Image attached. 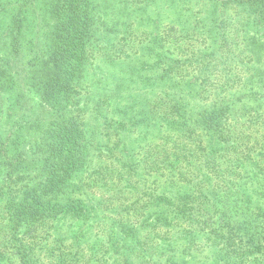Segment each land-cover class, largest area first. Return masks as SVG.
<instances>
[{"label": "trees", "instance_id": "16d2710c", "mask_svg": "<svg viewBox=\"0 0 264 264\" xmlns=\"http://www.w3.org/2000/svg\"><path fill=\"white\" fill-rule=\"evenodd\" d=\"M35 1L21 0L11 14L6 33L15 51L23 13ZM203 2V21L198 27L190 25L189 31L214 40L209 46L220 55L226 52L220 61L214 51H198L204 58L215 56L224 65V84L210 92L221 100L201 110L189 125L187 114L185 117L182 113L184 98L167 93L171 108L156 117L171 118L183 131L182 140L174 149L155 151L156 163L150 161L151 170L170 180H165L161 189L160 177L151 175L146 182L151 180L156 187L149 190H158L151 194L125 196L123 189L129 191L133 176L114 173V169L128 161L122 136L124 140L130 136L114 133L118 135L113 152L116 160L94 171L99 176L91 188L100 199L86 210L83 200L71 195L68 187L90 161L91 145L80 120L83 106L74 97L78 89L87 86L89 77V59L96 40L93 7L89 0L47 1L52 21L49 45L44 52L34 54L36 62L31 67L37 69L30 71L27 82L38 92L40 105L46 107L47 124L44 127L26 121L22 131L13 132L5 140L0 138V264H47L38 245L45 233L44 222L58 218L86 220L82 218L89 215L94 219L90 229L103 223L108 229L99 238L102 255L109 254L101 264H264V229L258 231L260 223L263 226L259 218H264V0ZM214 66L209 64L198 80L214 83ZM1 77L0 73V86L4 83ZM143 86L158 89L155 82ZM186 86L191 97L207 92L202 85ZM28 135L36 138L28 141ZM144 136L149 140V133ZM185 138L189 139L186 150L181 147ZM160 142L163 146L173 143L171 133H165ZM125 165L138 175L137 164ZM181 223L191 231L198 229L202 239L183 244L181 250L171 243L162 245L161 232ZM89 232L91 239L93 234ZM148 238L152 245L145 246ZM119 241L121 255H117ZM207 248L215 252L209 263L197 256ZM75 251L69 255L77 262L67 264H82L83 254Z\"/></svg>", "mask_w": 264, "mask_h": 264}, {"label": "rangeland", "instance_id": "374dc122", "mask_svg": "<svg viewBox=\"0 0 264 264\" xmlns=\"http://www.w3.org/2000/svg\"><path fill=\"white\" fill-rule=\"evenodd\" d=\"M47 1L36 0L31 7H26L15 51L10 46L6 28L11 14L21 0H0V73L4 82L2 83L4 86H0L1 140H5L19 129L22 131L26 121H35L44 127L48 121V115L43 110L46 107L40 105L38 92L27 85L30 71L37 69V66L31 67V64L36 62L33 59L34 54L44 52L49 45L52 21L47 12ZM89 1L90 8L93 7L91 15L93 20L95 19L93 26L96 28L94 34L96 40L93 42L89 59L87 86L77 90L74 100L80 104L79 106H83L80 120L83 121L81 127L88 136L89 147L91 145L90 161L86 169L73 177L68 187L71 195L83 200V204L87 206L86 210L100 199L95 188H91L92 182L96 183L94 179L99 176L94 171L100 169L101 165L108 167L110 162L116 160L113 152L117 147L118 135L114 133L120 132L121 136H130L125 140L122 136L124 154L126 152L128 161L114 169V173L119 171L124 175L129 173L133 176L129 191L123 189L125 196L140 197L141 193L151 194L158 191L149 190L156 185L151 180L149 183L146 182L151 175L155 177L158 175L155 169L151 170L150 161L156 163L155 151L177 147L182 140L183 131L180 132L171 118L163 120L165 116L159 118L156 115L157 113L164 115V112L171 108L166 96L169 92L184 98L182 113L185 117L187 114L189 125H192V121L201 110H206L210 105L220 101L221 98L210 95V92L216 85H223L225 82L221 79L225 74L224 65L219 63L224 60L226 53L220 55V52L209 46L214 40L210 38L205 40V35L200 37L189 31L190 25L195 24L198 27L199 21H203L206 8L203 0ZM228 46L230 47V41ZM200 49H204L207 54L214 51L221 60L211 54L204 58L198 53ZM209 64H215L214 83L209 80H198L199 76L203 78L202 73ZM145 82H155L160 90L153 91L143 86ZM186 84L202 85L207 92L201 97H191L186 91ZM231 84L235 87L238 85L235 82ZM71 104L70 102L68 108ZM140 117L142 118L139 119ZM146 119L147 122H142ZM153 126L155 127L152 128ZM193 131L194 129L190 131L191 137ZM128 132L130 133L127 134ZM167 132L171 133L174 142L163 146L160 139ZM144 133H149V140L145 141ZM34 136L28 135L26 140L31 141L36 138ZM188 141L189 139L186 141L185 138L184 144L181 145L184 150ZM127 162L134 166L137 164L138 175L125 165ZM1 179L2 174L0 181ZM165 180L169 181L170 178L160 177L161 189ZM190 191L192 193V189ZM176 203H180V200L177 199ZM82 219L86 220L68 221L67 218H58L44 222L45 233L40 236L38 245L43 249L41 254L47 264H58L59 260L65 259L63 264L77 262L69 255L75 250H79L78 254H83L80 260L82 264H101L108 259L109 254L102 255L103 250L99 244L101 241L99 238L105 231L108 232L107 226L103 223L90 229L94 221L92 215ZM259 219L263 221V226L260 223L261 228H258V231H261L264 229V218ZM179 225L181 226H171L169 232H161L159 238L163 242L162 245L171 243V247L181 250L183 244L186 243L187 246L188 243L194 244L195 241L202 239L198 229L191 231L185 223ZM89 231L93 234L91 239ZM127 235L130 234L123 233V236ZM192 238L195 240L189 241ZM133 241L136 245L135 240ZM152 242L149 238L145 239V246L152 245ZM54 245L59 248L54 249ZM82 246H85V251L82 250ZM121 246L119 241L117 255L123 252ZM61 248L66 250L62 251ZM197 256L209 263L213 260L215 252L214 249L207 248Z\"/></svg>", "mask_w": 264, "mask_h": 264}]
</instances>
